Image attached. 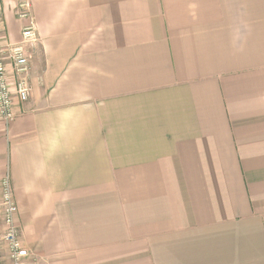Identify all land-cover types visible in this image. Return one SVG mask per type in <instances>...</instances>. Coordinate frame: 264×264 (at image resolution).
Segmentation results:
<instances>
[{"label":"crops","instance_id":"0c3cea01","mask_svg":"<svg viewBox=\"0 0 264 264\" xmlns=\"http://www.w3.org/2000/svg\"><path fill=\"white\" fill-rule=\"evenodd\" d=\"M23 0H0L19 43ZM31 92L0 120L41 264H264V0H28Z\"/></svg>","mask_w":264,"mask_h":264},{"label":"built area","instance_id":"2783aa9c","mask_svg":"<svg viewBox=\"0 0 264 264\" xmlns=\"http://www.w3.org/2000/svg\"><path fill=\"white\" fill-rule=\"evenodd\" d=\"M18 18L26 21L19 43L0 40V120L9 124L14 120L15 101L26 102L30 96L31 55L25 45L37 42L28 0L18 5ZM18 208L8 176L0 181V264H41L22 245L16 224Z\"/></svg>","mask_w":264,"mask_h":264}]
</instances>
